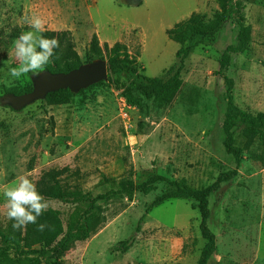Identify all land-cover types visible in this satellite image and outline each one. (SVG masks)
I'll return each instance as SVG.
<instances>
[{
  "label": "rangeland",
  "instance_id": "374dc122",
  "mask_svg": "<svg viewBox=\"0 0 264 264\" xmlns=\"http://www.w3.org/2000/svg\"><path fill=\"white\" fill-rule=\"evenodd\" d=\"M32 13L58 34L60 47L51 58L57 67L76 59L81 67L108 63L119 56L118 44L120 56L127 51L150 78L167 81L182 66L181 93L171 101L146 99L131 77L114 74L73 93L68 104L39 99L13 110L7 91L33 88L46 72L16 79L9 71L17 66L13 41L31 30L23 17ZM188 26L219 31L181 63L175 57L181 46L167 32L188 40ZM241 26L251 31L247 49L220 73V59L237 44ZM226 80L233 81L240 110L264 113V0H0V264H198L207 240L197 201L147 209L176 188L171 182L206 191L233 171L208 197L217 246L208 264H264V145L246 138L236 122L237 169L225 147ZM127 97L140 106L131 107ZM28 173L63 227L57 242L36 254L38 221L15 230L4 208V185ZM148 181L149 194H113L93 208L82 202ZM57 189L63 199L49 196Z\"/></svg>",
  "mask_w": 264,
  "mask_h": 264
},
{
  "label": "trees",
  "instance_id": "16d2710c",
  "mask_svg": "<svg viewBox=\"0 0 264 264\" xmlns=\"http://www.w3.org/2000/svg\"><path fill=\"white\" fill-rule=\"evenodd\" d=\"M235 0H227V5H232ZM231 17L227 8L224 9L222 13V19L227 21ZM188 32L190 39L188 40H177L172 37L173 31H168L167 35L171 40L178 43L181 47L175 54L177 60L181 61V63L186 60L190 55H192L198 46L205 45L207 42L213 41L219 31V27H216L214 31H207L200 27H191L188 26ZM251 31L246 26H241L240 31L237 36V44L235 46L228 47L226 51L223 53L220 59V73L226 70L232 60V56L236 54H242L246 51L247 46L251 40ZM43 35L47 38H55L58 34L45 31ZM190 41V43L184 46V43ZM106 46V45H105ZM95 50H99L98 46H94ZM115 50L117 52L118 57L110 60L107 63L108 66V76L114 74H123L131 77L133 88L140 93L146 99H155L161 102L163 101H171L175 96L179 95L184 86V82L180 79V74L183 70L181 66L178 68L177 72L167 81H164L162 78H150L142 74L140 69L138 68L136 62L130 57L127 51H123L120 56V47L119 45H115ZM176 65V64H175ZM175 65L169 69V72H173L175 70ZM81 67L78 59L73 61L72 63H67L62 65V67H57L55 64L50 62L45 66L44 71L59 74V73H69L75 69ZM226 84H228V105L227 111L225 115V121L223 123V130L225 133V147L227 152L232 155L237 164V169L241 164V151L240 149L234 146L233 139V127L236 122H239L244 126V136L250 140H254L259 138L264 145V113H260L256 116L250 115L243 110H240L233 102V96L231 93L233 87L232 80H226ZM33 90L32 87H26L24 89H16L12 88L7 91L8 94H14L16 96L23 95L29 93ZM74 94L68 90H60L56 92L49 93L45 100L50 104H68ZM129 103H131L132 107L140 106V102L136 99H132L131 97H127ZM236 171L230 172L226 175L222 174L218 177L217 182L210 187L206 191H193L188 188H181L175 182H169L171 185L176 186L169 190L166 193H163L161 196L155 198L150 207L147 209V214L152 210L161 207L163 204L172 201V200H188L193 199L196 200L198 205L197 208L201 214V225L200 229L202 235L207 240V244L203 249L198 264H208L210 258L216 252V237L211 232L208 221L210 218V210H209V202L208 197L212 193L216 192L220 188V184L233 176H235ZM164 180V179H160ZM166 181V180H164ZM152 181H148L147 183L134 187L133 185H123L121 189L118 191H111L106 194L99 195L95 199H91L89 197H83L82 202L88 204L90 208L95 206V203L98 201H102L107 199L110 195L113 194H127L132 195L135 191H140L144 194H149L153 191ZM49 196L52 199H63V193L60 189L54 190L49 193ZM38 225L44 224L46 227L43 231L37 232V241L35 244L41 245L39 251L34 250L32 253H40L41 251H45L51 248L58 240V238L63 234V227L61 220L58 217V213L54 210L45 211L40 217L37 219ZM16 252L21 253V248L18 247ZM50 264H62L61 262H51Z\"/></svg>",
  "mask_w": 264,
  "mask_h": 264
},
{
  "label": "clouds",
  "instance_id": "9594fccd",
  "mask_svg": "<svg viewBox=\"0 0 264 264\" xmlns=\"http://www.w3.org/2000/svg\"><path fill=\"white\" fill-rule=\"evenodd\" d=\"M31 30L23 31L13 41L14 56L17 66L11 68L10 75L19 79L28 73L38 74L55 55V50L60 47L59 40L47 38L43 35L46 31V20L42 15L32 13L23 17ZM31 173L17 176L11 183L4 185V208L7 218L13 221L12 227L21 230L29 224H36L40 217L50 207V202L37 190L36 184L30 178ZM46 225H38V230L43 231Z\"/></svg>",
  "mask_w": 264,
  "mask_h": 264
},
{
  "label": "water",
  "instance_id": "95a60500",
  "mask_svg": "<svg viewBox=\"0 0 264 264\" xmlns=\"http://www.w3.org/2000/svg\"><path fill=\"white\" fill-rule=\"evenodd\" d=\"M107 78L108 66L105 62L91 67L82 66L69 73L53 74L45 72L34 81L31 92L19 96L10 94V104L12 109L18 112L36 100L45 99L49 93L65 89L77 93L81 89L98 84Z\"/></svg>",
  "mask_w": 264,
  "mask_h": 264
},
{
  "label": "built area",
  "instance_id": "2783aa9c",
  "mask_svg": "<svg viewBox=\"0 0 264 264\" xmlns=\"http://www.w3.org/2000/svg\"><path fill=\"white\" fill-rule=\"evenodd\" d=\"M125 107H127V106H126V103H125ZM131 107H132V106H131ZM129 109H130V108H129ZM126 116H127V115H126ZM126 116H124V118H125Z\"/></svg>",
  "mask_w": 264,
  "mask_h": 264
}]
</instances>
